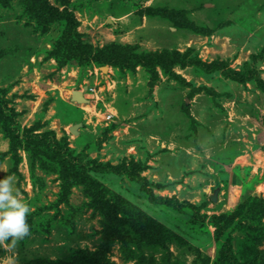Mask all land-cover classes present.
Here are the masks:
<instances>
[{
    "label": "rangeland",
    "instance_id": "rangeland-1",
    "mask_svg": "<svg viewBox=\"0 0 264 264\" xmlns=\"http://www.w3.org/2000/svg\"><path fill=\"white\" fill-rule=\"evenodd\" d=\"M9 174L0 264H264V0H0Z\"/></svg>",
    "mask_w": 264,
    "mask_h": 264
},
{
    "label": "clouds",
    "instance_id": "clouds-1",
    "mask_svg": "<svg viewBox=\"0 0 264 264\" xmlns=\"http://www.w3.org/2000/svg\"><path fill=\"white\" fill-rule=\"evenodd\" d=\"M21 195L12 174L0 177V247L10 251L30 234V205Z\"/></svg>",
    "mask_w": 264,
    "mask_h": 264
},
{
    "label": "water",
    "instance_id": "water-1",
    "mask_svg": "<svg viewBox=\"0 0 264 264\" xmlns=\"http://www.w3.org/2000/svg\"><path fill=\"white\" fill-rule=\"evenodd\" d=\"M72 97H73L74 101H78V102H86L87 101L86 98L84 97L82 91H74L73 94H72ZM79 126H80V124L74 125L71 128V132L74 133V134H77ZM216 199H217V197L214 196L213 200H216Z\"/></svg>",
    "mask_w": 264,
    "mask_h": 264
},
{
    "label": "trees",
    "instance_id": "trees-1",
    "mask_svg": "<svg viewBox=\"0 0 264 264\" xmlns=\"http://www.w3.org/2000/svg\"><path fill=\"white\" fill-rule=\"evenodd\" d=\"M68 27H69V30H70V31L76 33L75 30H74V26H73V25H69ZM70 34H72V33L70 32ZM74 35H75L76 38H78L77 34H74ZM73 41H74L73 45H75V43H76V45L74 46V48H75L76 50H78V49H79V48H78L79 40L77 39V41H75V40H73Z\"/></svg>",
    "mask_w": 264,
    "mask_h": 264
}]
</instances>
